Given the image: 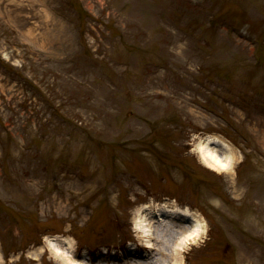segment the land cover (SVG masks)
<instances>
[{"label": "rangeland", "instance_id": "1", "mask_svg": "<svg viewBox=\"0 0 264 264\" xmlns=\"http://www.w3.org/2000/svg\"><path fill=\"white\" fill-rule=\"evenodd\" d=\"M164 204L177 264H264V0H0V264H132Z\"/></svg>", "mask_w": 264, "mask_h": 264}, {"label": "bare ground", "instance_id": "2", "mask_svg": "<svg viewBox=\"0 0 264 264\" xmlns=\"http://www.w3.org/2000/svg\"><path fill=\"white\" fill-rule=\"evenodd\" d=\"M211 145H214V148H211ZM198 149L202 161L210 169L230 171L239 158L238 154L217 136L208 137ZM147 211L148 213L144 214ZM193 220L195 221L187 212L176 210L175 205L173 207L164 204L156 207V210L152 206H146L136 218L135 224L138 237L144 246L129 251L126 259L133 261L132 264H177L184 251V243L190 239L196 241L203 234L199 223L193 227ZM46 242L66 264H85L76 258L73 251H69L66 256L61 250V245L70 247L69 238H47Z\"/></svg>", "mask_w": 264, "mask_h": 264}]
</instances>
